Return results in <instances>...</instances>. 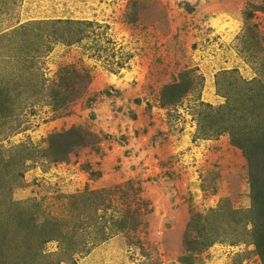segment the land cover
Wrapping results in <instances>:
<instances>
[{"label":"rangeland","instance_id":"obj_1","mask_svg":"<svg viewBox=\"0 0 264 264\" xmlns=\"http://www.w3.org/2000/svg\"><path fill=\"white\" fill-rule=\"evenodd\" d=\"M262 73L264 0H0V264H262Z\"/></svg>","mask_w":264,"mask_h":264},{"label":"trees","instance_id":"obj_2","mask_svg":"<svg viewBox=\"0 0 264 264\" xmlns=\"http://www.w3.org/2000/svg\"><path fill=\"white\" fill-rule=\"evenodd\" d=\"M257 84L263 87H258L250 95L244 94L246 98H235L234 107L227 106L226 114L227 122L231 121L228 129L232 134V142L242 149L248 160L252 200L257 218L254 240L264 264V83L259 78L255 80L254 85ZM2 91L0 88L1 93ZM6 110L10 109H3L0 105V116L5 115ZM233 122L234 126L231 125Z\"/></svg>","mask_w":264,"mask_h":264}]
</instances>
